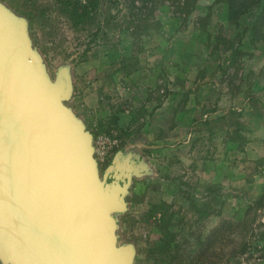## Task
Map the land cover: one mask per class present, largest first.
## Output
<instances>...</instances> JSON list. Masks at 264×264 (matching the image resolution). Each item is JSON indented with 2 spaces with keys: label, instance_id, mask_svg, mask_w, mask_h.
Wrapping results in <instances>:
<instances>
[{
  "label": "rangeland",
  "instance_id": "obj_1",
  "mask_svg": "<svg viewBox=\"0 0 264 264\" xmlns=\"http://www.w3.org/2000/svg\"><path fill=\"white\" fill-rule=\"evenodd\" d=\"M90 1L0 5L25 27L43 79L66 76L61 102L90 137L99 180L127 185L117 246L129 264H264V206L239 227L264 195L262 6L232 21L226 0L137 13Z\"/></svg>",
  "mask_w": 264,
  "mask_h": 264
},
{
  "label": "water",
  "instance_id": "obj_2",
  "mask_svg": "<svg viewBox=\"0 0 264 264\" xmlns=\"http://www.w3.org/2000/svg\"><path fill=\"white\" fill-rule=\"evenodd\" d=\"M46 82L25 27L0 5V259L7 264H129L112 213L127 185L96 173L90 137Z\"/></svg>",
  "mask_w": 264,
  "mask_h": 264
},
{
  "label": "trees",
  "instance_id": "obj_3",
  "mask_svg": "<svg viewBox=\"0 0 264 264\" xmlns=\"http://www.w3.org/2000/svg\"><path fill=\"white\" fill-rule=\"evenodd\" d=\"M96 1L97 0L90 1L89 5L94 4V7H95ZM126 1L129 2L130 6H131V12L137 13L138 11H141L142 9H145L148 12H150V11H152V7H155L160 2L161 3L163 2V4H165V5L173 4V6H174L173 8H177L180 4H182V3L185 4L187 2L190 3L192 0H126ZM137 2L141 3V6H138ZM226 3L228 5L229 19L232 21H234V18L241 16L242 14L247 12L252 7L262 6L260 8L257 16H256L255 29H257L259 23H260V25L264 24V0H226ZM135 10H137V12H134ZM261 206H264V195L260 196V198L258 199V205H256L254 203V204H251L248 206V208L246 210V212H247L246 218L243 220V223L239 225L240 230H241V228H242V230H244L243 227H245V230H246L247 226H249V228H251L253 226L257 209H260L259 207H261ZM250 213L253 214L252 217H251V215H249ZM224 232H225V227H222L220 234L224 233ZM230 233H234L231 228L229 229L228 234H230ZM191 246L188 247L186 245V247L190 250H188L187 248L185 249V257H186V260H188V261H192L194 259V256L192 253L194 251V249H191L190 248ZM245 246H246V244H244V247ZM214 247H215V245L213 243L211 244V242L208 240H206V242L202 241V243L200 244L201 251H204L206 256H207V251L214 248ZM186 251H191V252L188 253ZM195 257H196V259L199 258L197 256H195Z\"/></svg>",
  "mask_w": 264,
  "mask_h": 264
}]
</instances>
